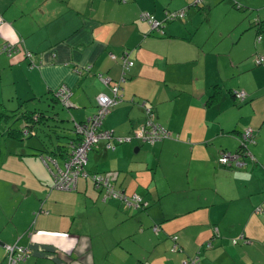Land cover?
I'll return each mask as SVG.
<instances>
[{"label":"crops","instance_id":"1","mask_svg":"<svg viewBox=\"0 0 264 264\" xmlns=\"http://www.w3.org/2000/svg\"><path fill=\"white\" fill-rule=\"evenodd\" d=\"M191 1L0 0V48L17 50L0 53V89L12 87L6 95L0 90L2 108L42 103L63 85L73 125L92 115L95 98L111 97L110 87L118 83L119 103L103 118L102 129L130 136L144 121V104L150 119L169 133L147 144L149 166L123 158L129 156L126 146L107 151L98 143L86 154L87 173L115 172L125 195L147 201L135 211L120 200L101 201L89 180H76L73 197L49 190L64 156L26 153L27 170L19 154L5 153L3 162L12 158L24 172L32 171V185L12 186L25 193L20 213L0 220V264L14 244L29 252L20 264H264V213L254 212L264 210V66L254 63L257 56L264 59V16L256 12L264 1L251 6L228 0L220 9L221 0H204L197 10ZM181 10L178 21H164L165 13ZM142 13L161 22L162 34L139 19ZM123 55L131 66L119 83ZM98 74L109 79L108 86ZM235 92H243L244 101H236ZM247 129L252 163L248 156L241 168L218 162L219 154L235 153ZM141 145L133 154H140ZM144 169L149 176L141 174ZM147 226L156 229L145 231ZM214 227L219 237L206 249ZM91 230L106 231L108 245L102 241L94 249ZM241 236L244 243L237 240ZM104 252L111 261H102Z\"/></svg>","mask_w":264,"mask_h":264},{"label":"built area","instance_id":"2","mask_svg":"<svg viewBox=\"0 0 264 264\" xmlns=\"http://www.w3.org/2000/svg\"><path fill=\"white\" fill-rule=\"evenodd\" d=\"M199 0L196 2L198 3ZM195 2V3H196ZM165 19L181 18L183 12L165 13ZM141 21L146 22L151 30L161 33L160 23L155 20L151 15L142 13L139 16ZM259 40V37L256 38ZM17 50L11 45H4L0 48V53L10 55ZM26 56H29L26 54ZM254 63L257 65L264 66V59L261 56L254 58ZM131 66V62L126 59L123 55L121 58L122 69H127ZM98 80L104 85L108 86L109 79L101 75L96 76ZM111 97L104 94H100L95 98V111L92 115L87 117L83 122L74 124L75 135H77L78 141L71 147L67 160L64 162L62 170H58V175L53 177V183L51 189L58 191H72L75 189L77 179L89 180L95 187L103 188L102 199H118L121 200L126 206L139 205L140 198L136 195H131L129 198L123 195L120 190H115L113 187V179L117 175L115 172H107L103 175L89 174L84 170L86 163L87 152L96 144L102 143L104 150L112 151L119 144L136 140L141 144L152 145L156 142H160L164 139L169 138V133L166 129L157 123H154L150 119V110L144 109L146 119L143 123L134 131L130 136L119 137L114 136L111 131L104 130L101 128L103 118L108 114L112 105L118 100V88L114 85L110 87ZM68 89L65 86H60L55 93V96L59 98L60 102L66 106ZM233 98L236 101H244L245 94L243 92H235ZM252 140V133L250 130L243 131L240 136V146L246 147V143ZM251 159L252 157L248 155ZM236 155H224L220 154L218 162L225 164L226 162H234L235 166H240ZM208 245V244H207ZM176 246L172 245L170 252H175ZM28 257L26 249L17 247L15 245L6 247L5 264H18L23 262ZM195 260H191L190 263L194 264ZM181 264H188L187 261H182Z\"/></svg>","mask_w":264,"mask_h":264},{"label":"rangeland","instance_id":"3","mask_svg":"<svg viewBox=\"0 0 264 264\" xmlns=\"http://www.w3.org/2000/svg\"><path fill=\"white\" fill-rule=\"evenodd\" d=\"M196 1L197 0H192L188 4L190 6V8H192V10L193 9L197 10L196 7H195L196 9L192 7ZM203 1L204 0H200L198 2V3H200V4H198V6L199 5L202 6ZM244 2H246L248 4H252L251 6H254V5H258L259 0L258 1L257 0H245ZM219 4H220V9H221V7L223 5H225V4L228 5V0H221ZM253 8H255V7H253ZM247 11H249V10H247ZM256 12H259L262 14V16H264V8L259 9V11L256 10ZM177 19H179V18L176 17L174 20L178 21ZM224 20H228V19L226 18ZM175 22H173V23H175ZM203 24L205 25L206 22ZM217 33L218 32H216V34H215L216 36H217ZM3 75H4V73H3ZM5 80H7V78ZM0 90L2 91L3 95H6V92L11 93L12 87L11 86H3V87H1ZM117 103H119V102H116L115 104H117ZM115 104H113L112 107ZM20 105H21V107L22 106H25V107H23L20 110H16V108H17L16 104L14 105L13 103L11 105L12 106L11 108L6 107V109H5V108H2L0 106V171L3 173V175H6V177H7V179H4V180H2V182H0V208L2 209V212H3L2 216L0 217V220L2 219V221H3V219H10L11 215L14 214V210H16V209H17V215L20 213V208H21L22 204L18 207V205H19L18 203L22 202V198H23V195L25 192H23L21 187H18L20 190L19 192H15L13 190L12 186L17 185V184H21V183H24L26 186L32 185V179L29 177V175H32L31 174L32 171L24 172L21 167H18L17 162H15V160L12 158L10 160H8L7 162H3L5 153L9 152V153L17 154V155L19 154L18 156H16V158H18V159L21 158L20 160H21L22 165L27 170H30L31 169L30 168L31 162L28 161V159H31V158H29V156H26L25 154L29 153V152H33V149H37V148L41 147L40 143H43V142L45 144L47 143V137L43 136L42 133L39 132L38 130L35 131V133H36L35 137H33V136L24 137L22 135L19 136L20 134L18 133V131L21 129V122H20L19 118L22 115L21 113L24 112V110L25 111L26 110L27 111H33L34 110L36 112H38V111L43 112V114H45L46 116L51 117V119H49L47 121V126H49V128L51 127L56 132L50 133L51 134L50 136H51V138H53L52 136H54L55 134L58 135L60 137V139L58 141L61 144L64 142V139H65L63 137L67 136V133H68L67 129L69 130L70 128H72V122H70V119L68 121V118H69L68 116H69L70 111H68L66 108H62L58 103H51L50 100H47V101L43 100L42 103H39V104L37 102H32V103H23V104L21 103ZM10 111H13V112L10 113ZM7 115H13V117L10 118ZM15 118H17L19 120H16ZM60 121H62V122H60ZM9 129L13 130L10 134L7 133ZM113 135L116 136L115 134H113ZM20 137H21V140H20ZM120 137H124V136H120ZM136 144H138V142L133 139L130 142L117 145L116 148L121 149V148L126 146L125 147L126 154H128L129 156L126 155L123 158L129 157L128 160H130V157L131 158L135 157L137 160H141V161L145 162L147 164V166H149L148 164H149L150 156H151V154L147 151V149H149V146L147 144L141 145V151L139 152L140 154L138 155V154H133V148L136 147ZM37 146H39V147H37ZM20 153H23V155H21ZM248 162H249V160H248ZM249 163H252V161ZM89 164H90V162H88V161H87V164L85 163L86 166H89ZM32 166H33V164H32ZM58 170H62V168L61 169L54 168L55 172L53 171L54 173L51 176L52 177L51 187H52V183H53V176L55 177L58 175ZM141 174H144V176H149V172H147L146 170L145 171L142 170ZM143 179H145V177ZM80 180L81 179H79V185L81 184V182H83L82 180L80 182ZM87 183H88V186L91 187V184L89 182H87ZM51 187H49V190H53V192H56V193H63L67 197H69V196L73 197V195H75L74 190H72V191H62V190L58 191V190L51 189ZM113 187L115 190H120L118 188V186L116 185V183L114 184ZM91 189H92V187H91ZM46 190H47L46 191V193H47L49 190H48V188ZM69 194H73V195H69ZM44 195L45 194L42 195L43 198H44ZM123 195L126 196L127 198H129L131 196V194H130V196H127L128 194L125 195L124 193H123ZM116 200H118V199H116ZM143 201L145 203H147L146 200L143 199ZM128 208H131L132 210L135 211V209L133 207H128ZM126 219L128 222V221H130L131 217L126 218ZM89 224H91V222ZM149 227H151V226H149ZM149 227L147 226L145 231H150L152 229V227H156V226H152L151 228H149ZM141 228L143 229V226H141ZM88 230H90V229H88ZM91 232L92 233L90 236H91V240H92V246L94 249H95V247L99 248V243H102V241H104L103 245H108V242L105 239L106 231H102L101 234H97L96 231H92V230H91ZM83 233H86V231H83ZM109 253L104 252L101 254L102 261L104 260V257H106L107 259L109 258V260L111 261L112 254H109ZM106 254H108V256ZM144 255H147V254H144ZM154 259L155 258H151V260H154Z\"/></svg>","mask_w":264,"mask_h":264},{"label":"trees","instance_id":"4","mask_svg":"<svg viewBox=\"0 0 264 264\" xmlns=\"http://www.w3.org/2000/svg\"><path fill=\"white\" fill-rule=\"evenodd\" d=\"M7 1H9V2H11L12 0H7ZM200 1V0H199ZM198 1V2H199ZM198 4H200V3H194L193 4V6L192 7H199L198 6ZM184 10V9H183ZM183 10H181L182 12H183V15H184V11ZM176 12H179V11H176ZM167 13H173V12H167ZM183 17V16H182ZM181 17V18H182ZM170 20H174V19H165V17H164V21H170ZM159 22V21H158ZM160 23V31H161V33L160 34H162V30H161V28H162V24H161V22H159ZM8 56V55H7ZM122 68V67H121ZM128 69V68H127ZM126 69V70H127ZM126 70L125 69H123L122 70V78H123V80H125V73H126ZM124 82V81H123ZM60 86H62V85H59L58 87H57V89H55V91L52 93V94H50V96L48 97V98H46V99H44L45 101H47V100H50V102L51 103H58L62 108H66L61 102H60V100H59V98L58 97H56L55 96V93H56V91L58 90V88L60 87ZM116 99L117 100H120V97H116ZM23 103H28L27 101H23L22 102V104ZM23 107H25V106H22L21 107V105H18V107L16 108V110H20V109H22ZM140 108H141V111H142V113H143V115H144V120L146 119V116H145V113H144V109L146 108L145 107V105L144 104H142L141 106H140ZM150 110V116L152 115V112H151V109H149ZM13 111H10V113H12ZM22 115L20 116V122H21V129L18 131V133L20 134L19 136H24V137H30V136H33V137H35L36 136V133H35V131L36 130H38L39 132H41L42 133V135L43 136H45V137H47V143L45 144L44 142L43 143H40L41 144V147H40V149H33V151L34 150H37L36 152H38V153H43V152H45V151H48V152H50V153H52V154H58L59 156H64V158H65V161L67 160V157H68V155H69V152H70V150H71V147L74 145V144H76V142L78 141V138H77V135H75V130H74V124H76V123H74L73 125H72V129L70 130V133H69V130L67 129V132H68V135L67 136H65V137H63V138H65V139H67V142L66 143H59V139H60V137L58 136V135H54V136H52L53 138H51V134L50 133H55L56 131L55 130H53L51 127L49 128V126H47V121L49 120V119H51V117H49V116H46L45 114H43V112H36V111H25L24 110V112H22L21 113ZM8 117H10V118H12L13 117V115H7ZM16 120H19V119H17V118H15ZM152 121V120H151ZM60 122H62V121H60ZM153 122V121H152ZM155 123V122H154ZM13 130H8V134H10L11 132H12ZM65 134V133H64ZM71 135H73V137H71ZM20 140H21V137H20ZM55 142L54 143V145H51V144H53L52 142ZM97 145V144H96ZM49 146H52V149H48V147ZM95 146V145H94ZM236 156H237V161L238 162H240L241 163V165L240 166H235L234 165V162L233 161H231V162H226L225 164H222V165H226V164H229V163H231L234 167H236V168H241V167H243V166H245V164H246V162L245 161H243L242 160V158L244 157H246V156H248L247 155V151H246V147H241V146H239L238 148H237V150L235 151V153H234ZM33 155V154H32ZM248 158V160H249V162H251V161H253V158H249V157H247ZM64 161V162H65ZM92 185V187H94V188H96L95 190L99 193V195H100V199H101V201H105V200H103L102 199V195H103V188H99V187H95L93 184H91ZM113 186H114V184H113ZM120 191H122V190H120ZM123 192V191H122ZM132 195H135V194H132ZM137 197H139L140 198V201H139V205H137L136 206V208H140V209H145L146 207H147V203H145L144 201H143V198L142 197H140L139 195H136ZM147 204V205H146ZM263 204H264V202H263ZM142 207V208H141ZM254 212H256V213H258V214H263L264 213V210L262 209V208H258V209H256ZM155 230L156 229V227H152V230ZM153 230V231H154ZM173 237V238H172ZM172 237H170V239H171V241H173L172 242V244L173 245H176V237H174V236H172ZM219 237V234H218V230H217V228L216 227H214L213 228V230H212V235H211V239H209L206 243H205V248L206 249H210L211 248V240L212 239H215V238H218ZM237 240H242V242L244 243V241H245V239H244V237H240L239 239H237ZM237 240L236 239H232V241H231V243L232 244H236L237 243ZM241 242V243H242ZM208 244V245H207ZM23 249H25V248H23ZM26 251L28 252V250L26 249ZM28 257H29V252H28ZM27 257V258H28ZM26 258V259H27ZM25 259V260H26ZM24 260V261H25ZM195 261H194V264H197V262H196V259H194ZM22 263V262H21ZM187 263L188 264H193V263H190V261H187ZM18 264H20V263H18Z\"/></svg>","mask_w":264,"mask_h":264},{"label":"water","instance_id":"5","mask_svg":"<svg viewBox=\"0 0 264 264\" xmlns=\"http://www.w3.org/2000/svg\"><path fill=\"white\" fill-rule=\"evenodd\" d=\"M27 53V52H26ZM25 53V54H26ZM28 54V53H27ZM29 55V54H28ZM123 70V69H122ZM122 74V73H121ZM124 80H123V78H122V76H121V78H120V80H119V83H122ZM115 86L119 89V85H118V83H115ZM137 147H135L134 149H133V151H134V153H136L137 152ZM127 207H133L134 209L136 208V207H134V206H127Z\"/></svg>","mask_w":264,"mask_h":264},{"label":"flooded vegetation","instance_id":"6","mask_svg":"<svg viewBox=\"0 0 264 264\" xmlns=\"http://www.w3.org/2000/svg\"><path fill=\"white\" fill-rule=\"evenodd\" d=\"M153 145V144H152ZM233 155H235V154H233ZM105 173H107V172H103V173H97L98 175H103V174H105ZM116 179H117V175L115 176V178L113 179V184L115 183V181H116ZM94 188V187H93ZM94 189H96V188H94ZM15 245V244H14ZM15 246H17V245H15ZM17 247H19V246H17ZM22 248V247H21Z\"/></svg>","mask_w":264,"mask_h":264}]
</instances>
